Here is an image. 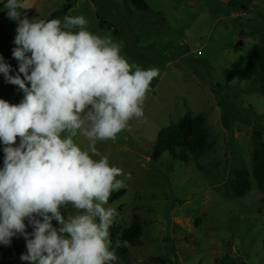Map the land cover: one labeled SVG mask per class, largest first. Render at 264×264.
Masks as SVG:
<instances>
[{"label":"rangeland","instance_id":"1","mask_svg":"<svg viewBox=\"0 0 264 264\" xmlns=\"http://www.w3.org/2000/svg\"><path fill=\"white\" fill-rule=\"evenodd\" d=\"M144 1L146 10L129 0H75L59 18L83 15L91 31L123 41L130 62L159 69L144 117L97 145L122 169L125 184L109 200L119 212L110 229L116 264H159L150 256L166 264H264V193L251 175L254 158L262 156L252 134L261 129L264 142V87L242 76L253 55H264V0ZM32 2L39 13L27 10L30 19H49L65 4ZM16 27L2 7L0 55L13 75ZM23 95L0 74V99L18 104ZM185 116L204 129L210 145L202 154L184 149L186 162L156 148L159 129ZM235 169H244L251 183L240 198L232 192ZM25 252L24 238L13 237L0 245V264H28L20 259Z\"/></svg>","mask_w":264,"mask_h":264},{"label":"clouds","instance_id":"2","mask_svg":"<svg viewBox=\"0 0 264 264\" xmlns=\"http://www.w3.org/2000/svg\"><path fill=\"white\" fill-rule=\"evenodd\" d=\"M32 8L3 4L17 24L18 71L0 55V74L24 95L0 99V245L23 237L28 264H116L109 200L125 184L97 145L144 117L159 69L130 62L123 41L91 31L83 15L30 19Z\"/></svg>","mask_w":264,"mask_h":264},{"label":"trees","instance_id":"3","mask_svg":"<svg viewBox=\"0 0 264 264\" xmlns=\"http://www.w3.org/2000/svg\"><path fill=\"white\" fill-rule=\"evenodd\" d=\"M75 0H65V4L59 11H54L49 19H59L61 15L67 14ZM130 3L139 10H146L148 5L144 0H129ZM5 0L0 1V8L3 7ZM244 78H253L259 86L264 87V55H253L247 64V69L243 73ZM241 78V75H240ZM241 78V79H244ZM246 78V79H247ZM261 129L253 131L252 144L261 152L260 158H254L251 175L255 181L257 190L264 193V142L261 140ZM205 131L197 125L194 119L188 116L183 117L179 122L170 124L159 129L156 135V148L158 151H167L174 158L186 162L188 156L184 149L195 154H202L209 148ZM178 148V152L175 151ZM234 180L232 181V192L237 197L245 196L250 188L251 183L246 178L244 169L234 170ZM140 235L138 225L134 226L133 239L136 240ZM151 262L166 264V259L162 257L150 256Z\"/></svg>","mask_w":264,"mask_h":264},{"label":"crops","instance_id":"4","mask_svg":"<svg viewBox=\"0 0 264 264\" xmlns=\"http://www.w3.org/2000/svg\"><path fill=\"white\" fill-rule=\"evenodd\" d=\"M2 1H3V0H2ZM1 8H2V7H1ZM1 8H0V9H1Z\"/></svg>","mask_w":264,"mask_h":264}]
</instances>
